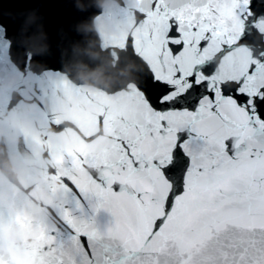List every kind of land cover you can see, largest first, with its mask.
<instances>
[{
	"label": "snow or ice",
	"instance_id": "6c2138e0",
	"mask_svg": "<svg viewBox=\"0 0 264 264\" xmlns=\"http://www.w3.org/2000/svg\"><path fill=\"white\" fill-rule=\"evenodd\" d=\"M144 3L105 146L74 159L53 229L17 222L48 264H264V0Z\"/></svg>",
	"mask_w": 264,
	"mask_h": 264
},
{
	"label": "water",
	"instance_id": "95a60500",
	"mask_svg": "<svg viewBox=\"0 0 264 264\" xmlns=\"http://www.w3.org/2000/svg\"><path fill=\"white\" fill-rule=\"evenodd\" d=\"M21 5V6H20ZM144 0H0V264H48L62 181L145 71L127 46Z\"/></svg>",
	"mask_w": 264,
	"mask_h": 264
}]
</instances>
